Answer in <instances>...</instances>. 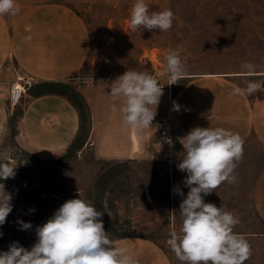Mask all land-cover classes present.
Listing matches in <instances>:
<instances>
[{"label":"rangeland","instance_id":"rangeland-1","mask_svg":"<svg viewBox=\"0 0 264 264\" xmlns=\"http://www.w3.org/2000/svg\"><path fill=\"white\" fill-rule=\"evenodd\" d=\"M135 2H68L83 17L91 33L92 51L84 75L106 79L129 70L146 72L163 82L169 93H174L191 76L247 72L242 67L245 62L254 64L255 71L264 70V0H144L150 12L170 9L174 13L172 27L160 32L130 29V12ZM168 50L178 51L186 70L185 77L171 85L165 74L164 56ZM156 70L160 77L156 76ZM21 103L14 106L7 140L0 148V163L15 168L14 178L0 181L12 195L13 205L6 223L0 226L1 252L7 251L13 242L25 248L36 241L37 226L50 219L64 202L80 197L104 213V228L112 241L143 236L166 242L171 231L179 233L182 225L179 205L189 189L183 184L186 173L177 167L184 152L175 147V142L163 147L164 161L156 158L102 162L91 151L80 153L77 147L62 159L43 161L25 153L15 143ZM79 105L83 107L80 102ZM89 132L86 116L81 138H87ZM263 164L264 150L253 139L249 140L233 173L237 182H224L204 196L205 203H213L239 219L235 233L258 229L251 188ZM174 187H179L184 197L175 194ZM172 192L176 198L175 218L170 215ZM19 220L30 222L32 228L21 230ZM167 251L177 264H183L170 247Z\"/></svg>","mask_w":264,"mask_h":264},{"label":"crops","instance_id":"crops-1","mask_svg":"<svg viewBox=\"0 0 264 264\" xmlns=\"http://www.w3.org/2000/svg\"><path fill=\"white\" fill-rule=\"evenodd\" d=\"M69 1L16 0L19 11L15 15H0V148L16 109L11 103V86L24 78L32 80V85L21 100L14 140L18 148L43 161L62 159L75 147L80 153L91 151L102 162L164 161L158 133L163 121H170L175 147L182 152L181 140L196 127L238 133L243 150L251 139L264 150V85L252 96L230 95L237 86L243 89L249 81L264 79V70L253 75L235 72L186 78L174 93L163 89L150 128H125L122 114L111 111L114 103L118 108L122 105V99L110 96L111 84L118 77L97 79L83 73L91 57V33ZM174 102L180 105L179 111L173 109ZM86 116L90 132L81 138ZM170 200V215L175 218L174 193ZM251 202L258 229L238 234L251 247L246 263L264 264V164L255 174ZM36 242L25 248L30 250ZM113 242L127 248L137 264H177L167 251V241L125 236Z\"/></svg>","mask_w":264,"mask_h":264},{"label":"clouds","instance_id":"clouds-1","mask_svg":"<svg viewBox=\"0 0 264 264\" xmlns=\"http://www.w3.org/2000/svg\"><path fill=\"white\" fill-rule=\"evenodd\" d=\"M18 11L16 0H0V15H15ZM173 19L170 9L150 12L144 0H136L130 12V29L168 31ZM164 60L169 85L185 77V65L178 51L168 50ZM242 67L249 75L255 74L254 64L245 62ZM262 85L264 79L249 81L243 89L235 87L230 95L252 96L262 90ZM110 96L122 99V105L118 108L114 103L111 111L122 114L124 127L142 130L150 128L156 116L163 87L152 75L129 70L111 84ZM151 106H155V111ZM173 109L179 111L180 105L174 102ZM181 141L184 157L177 167L186 173L183 184L189 191L179 205L180 231H171L167 241L170 249L183 264H245L252 252L244 236L234 232L239 219L204 201V196L222 183L237 182L233 173L243 156V139L238 133L223 128L196 127ZM14 177L15 168L0 163V181ZM172 191L184 197L179 187ZM11 201L12 195L5 190V184L0 183V226L13 210ZM103 214L91 201L81 197L69 199L42 226H37L38 239L30 250L13 242L7 251L0 252V264H137L127 248L116 246L109 238ZM18 224L21 230L32 228L30 222L19 220Z\"/></svg>","mask_w":264,"mask_h":264},{"label":"built area","instance_id":"built-area-1","mask_svg":"<svg viewBox=\"0 0 264 264\" xmlns=\"http://www.w3.org/2000/svg\"><path fill=\"white\" fill-rule=\"evenodd\" d=\"M31 85L32 80L18 78L11 86V103L13 105H16L21 102L23 95L26 93V91L30 88ZM159 86L165 89L164 84L159 83ZM158 133L160 138V144L163 147H165V145L171 146L174 143L172 125L170 121L161 122L159 124Z\"/></svg>","mask_w":264,"mask_h":264}]
</instances>
